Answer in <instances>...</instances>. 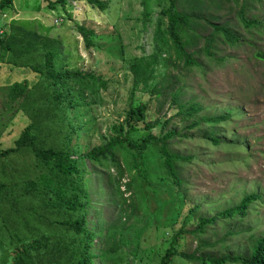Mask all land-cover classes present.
<instances>
[{"label": "trees", "instance_id": "trees-1", "mask_svg": "<svg viewBox=\"0 0 264 264\" xmlns=\"http://www.w3.org/2000/svg\"><path fill=\"white\" fill-rule=\"evenodd\" d=\"M73 1L47 0V6L55 9L61 5L65 9ZM85 1L102 10L111 2ZM13 2L0 0V62L29 70L38 79H47V87L52 88L59 105H87L88 85L99 81L100 86L106 87L111 83L94 70L71 66L66 60L63 43L56 37L42 35L16 22H1L2 15L13 10ZM142 3L145 18L152 19V13L156 14L155 27L150 33L151 49L129 60L133 83L124 118L99 134V141L90 149H78L76 156H73L76 145L39 147L31 132V123L14 145L0 148V264H95V258L100 264H175L172 260L175 255L182 264H190V260L197 263L196 253L178 248L180 240H185L189 232L195 237L196 234L208 235L215 227V217L200 216L196 220L198 205L183 211L188 196L180 166L195 158V154L171 148L173 138L182 133L173 122L169 123L171 119L148 121L149 101L141 97L136 99L137 91L156 99L159 106L169 97L168 101L176 105L182 121L191 119L189 128L198 131L210 128L205 136L217 144L220 138L216 136L215 126L232 111L224 108L218 114L209 113L194 95L186 99L185 71L203 67L200 61L203 56L225 62L228 58L220 52V46L241 45L242 29L252 36L261 32L264 18L260 8L264 0H142ZM222 12L230 17L223 20ZM204 25L212 26L213 30L202 41L198 29ZM79 29L86 45L97 46L92 38L101 34L84 25ZM119 54L123 55L121 51ZM253 55L264 62L262 48H255ZM29 85L28 79L14 82L8 96L15 100L28 92ZM96 102L97 99L90 101L91 105ZM18 111L22 110L18 108ZM203 121L209 125L202 124ZM141 122L146 128L144 134L140 133ZM155 126L162 129L160 135L153 133ZM158 159H162L165 175L157 173L151 177L148 190L138 189L126 195L133 190V185L129 181L122 188L118 177H136L133 171L142 166L158 170L161 166L153 164ZM94 167L99 170V192L108 196L111 211H117L116 217L104 218L102 204L98 208L92 202L89 178ZM262 196L258 192L247 193L237 205L220 211L219 221L222 217L232 218L238 214L246 216L252 201ZM89 208H94L96 219H87ZM180 221L182 226L176 229ZM150 222L161 232L162 244H154L164 247L166 243L164 253L159 254L161 258L157 253L154 255L153 244L148 245V251L139 249L138 239ZM96 237H99L97 243ZM253 250L257 258L250 255V262L264 264V259H260L264 257V236L256 238ZM207 258L208 261L199 262L221 264L237 260L230 254Z\"/></svg>", "mask_w": 264, "mask_h": 264}, {"label": "rangeland", "instance_id": "rangeland-1", "mask_svg": "<svg viewBox=\"0 0 264 264\" xmlns=\"http://www.w3.org/2000/svg\"><path fill=\"white\" fill-rule=\"evenodd\" d=\"M143 6L142 0H111L109 7L102 10L93 8L85 0H75L65 9L61 5L50 9L47 0H14L13 10L3 14L1 22H16L42 35L56 37L63 43L66 60L71 66L94 70L107 77L111 83L106 87L100 86L99 81L88 85L87 105H59L52 88L47 87V79H38L29 70L0 62V148L14 145L16 138L31 123V132L36 136L35 143L39 147L69 148L76 145L73 154L76 156L79 154L78 149H90L99 141V134L105 133L113 122L122 120L129 107L133 83L129 60L151 49L150 33L155 27L156 14L152 13V19L145 18ZM260 11L264 18V4ZM229 17V14L222 12L223 20ZM81 25L101 34L92 38L97 46L86 45L79 29ZM212 30L210 25L200 27V40L204 41ZM241 31V45L220 46V52L228 58L225 62L203 56L200 60L203 67L197 66L192 72L185 71L187 74L183 78L188 85L186 99L194 95L209 113L218 114L224 108L231 109L232 114L215 126L216 136L220 138L217 144L205 136L210 128L199 131L189 128L191 119L182 121L176 105L168 101L169 97L159 106L156 99L137 91L136 99L141 97L149 101L148 121L171 119L169 123L173 122L182 133L173 138L171 148L195 154V158L180 166L183 171L179 172L185 178L184 188L188 196L183 211L198 205L196 220L200 216L208 219L215 217V227L208 235L204 233L200 237L196 234L195 237L189 232L185 240H180V250L196 253L198 257L197 263L190 260V264H201L199 260L202 259L208 261L210 255L220 257L226 254L237 260H226L221 264H243L237 261L252 264L249 257L253 254V258H257L253 250L256 238L264 236V62L253 55L255 48L264 51V28L253 36L246 29ZM25 79L30 82L28 92L12 100L8 96L10 86ZM34 81L36 83L33 84ZM163 98L164 95L159 101L162 102ZM96 99L97 102L91 105L90 101ZM202 124L209 125L205 121ZM139 127L140 133L144 134L146 128L142 122ZM153 133L160 135L162 129L155 126ZM153 164L154 167L161 166L158 170H162L151 166L148 170L142 166L133 171L136 177H118L122 188L129 181L133 185V190L126 195L138 189L148 190L151 177L157 173L165 175L162 159ZM92 169L89 178L92 202L98 208L102 204L104 218L111 215L116 217L117 211H111L108 196H102L99 192V170L97 167ZM173 189L176 190L175 187ZM251 192L263 196L252 201L246 216L238 214L232 218L222 217V221H219L217 214L220 211L237 205L244 195ZM94 208H89L88 220L96 219ZM140 216L143 218L142 214ZM181 226L182 221L175 225L176 229ZM188 228H192V225H188ZM160 233L153 222L148 223L147 229L138 239L139 249L148 251V245L153 244L154 255L157 253L156 256L161 258L166 243L164 247L154 244H162ZM98 239L96 237V243ZM178 258L175 255L172 260L175 264H182ZM181 259L188 261L186 258ZM95 264H100L97 258Z\"/></svg>", "mask_w": 264, "mask_h": 264}]
</instances>
